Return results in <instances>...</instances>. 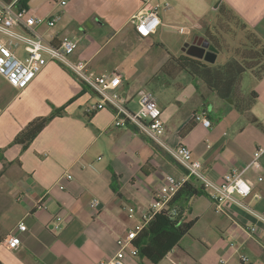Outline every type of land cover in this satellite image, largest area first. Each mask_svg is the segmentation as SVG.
<instances>
[{
	"label": "crops",
	"instance_id": "crops-1",
	"mask_svg": "<svg viewBox=\"0 0 264 264\" xmlns=\"http://www.w3.org/2000/svg\"><path fill=\"white\" fill-rule=\"evenodd\" d=\"M61 1L20 0L17 7L38 18L57 17L53 28L43 25L40 30L57 39L69 36L78 41L75 61H87L97 73L119 72L123 77L119 91L132 111L134 102L139 107V93L149 91L142 87L147 82L137 83L134 71L139 63L133 60L134 67L128 68L125 57L114 60V55L129 51L128 43L146 42L158 35L159 29L142 38L131 22L147 3L159 7L161 28L183 35L179 47L200 37L210 41L217 35L218 22L228 15L264 44V0H67L65 6ZM248 74L250 93L257 94L248 108L243 106L245 95L241 94L240 102L237 97L222 100L201 85L197 91L191 79L185 80L177 102L187 95L182 98L191 107L178 115L170 108L171 102L160 105L165 124L162 140L173 147H189L206 176L217 184H223L227 173H240L253 183L254 193L261 195L246 203L264 215V74ZM86 87L58 62H50L23 90L0 75V150H4L0 264H99L108 260L118 251V241L151 210L166 175H184V169L135 126L117 127L112 109L90 114L100 99L94 101ZM84 89L88 92L67 107L66 115L47 125L27 150L12 144L31 121L50 115L54 107L64 106ZM202 111L208 113L210 128L194 120ZM188 125L191 129L183 133ZM95 199L100 201L98 209L91 206ZM129 207L136 208L134 219L128 216ZM222 208L218 212L208 196L192 199L183 220L194 222L193 227L158 264H264V222L231 201ZM57 217L62 218L59 232L51 229ZM21 223L26 231L19 230ZM12 235L21 240L19 250L5 243ZM243 256L249 261L243 262ZM126 263L153 264L129 252Z\"/></svg>",
	"mask_w": 264,
	"mask_h": 264
},
{
	"label": "built area",
	"instance_id": "built-area-1",
	"mask_svg": "<svg viewBox=\"0 0 264 264\" xmlns=\"http://www.w3.org/2000/svg\"><path fill=\"white\" fill-rule=\"evenodd\" d=\"M19 1L5 2L0 0V75L12 87L23 90L50 62L60 63L100 99L95 107L89 109L90 114L105 108L112 109L115 112L117 127L135 126L142 134L158 143L186 171V174L181 176L166 175L165 182L154 198L151 210L145 212L142 221L128 231L125 238L118 241L119 249L115 255L99 264H127L128 252L133 257H138L139 250L132 245L133 241L153 217L162 212L166 204L191 178H195L209 193L218 212H223V203L231 201L264 222V215L257 213L246 203L250 197L261 199V195L254 193L253 183L236 171L225 174L223 184H217L210 180L203 171V164L194 158L189 147L184 145L173 147L163 142L162 134L165 130L163 112L152 92H140L138 110H130L126 99L119 91L123 83V77L119 72L97 73L90 68L87 61H75L73 55L79 47L78 41L69 36L57 39L52 34H45L40 31V27L43 25L53 28L58 18L42 19L30 15L27 10L17 7ZM66 3L67 0L61 1L63 6ZM131 22L140 37H151L157 33L162 25L159 7L150 6L147 3L144 10L135 15ZM20 50L23 53L22 57L18 54ZM194 120L206 128L212 126L206 111L194 115ZM67 177L71 179L70 175ZM262 180L263 178H260V181ZM99 205L98 199H95L91 204L92 208L95 209H98ZM127 213L130 219H134L136 208L129 207ZM56 220L57 222L51 225V229L59 232L62 229V218L57 217ZM19 230H27L25 223L19 225ZM251 230L252 233L257 232L256 227ZM5 243L12 250L21 248L20 238L14 235L7 237ZM241 259L243 262L249 261L247 256H243ZM223 263H225L224 260Z\"/></svg>",
	"mask_w": 264,
	"mask_h": 264
},
{
	"label": "trees",
	"instance_id": "trees-1",
	"mask_svg": "<svg viewBox=\"0 0 264 264\" xmlns=\"http://www.w3.org/2000/svg\"><path fill=\"white\" fill-rule=\"evenodd\" d=\"M4 1L10 2L11 0ZM237 24L249 33L246 40L250 48L246 49L244 46V48L240 49L241 52L239 47L234 49L232 51L234 53L233 60L227 61L224 65L215 66V64H209L183 54L180 57L171 56L170 61L164 66L163 70L170 66L188 75L197 91H200V84L203 83L209 91L220 99H235L240 80L244 74L252 71H255L258 77L264 74V44L245 25L239 22ZM210 42L217 47L219 52H223L226 49L221 37L212 36L210 37ZM86 92L88 91L84 89L80 95L71 99L64 106L54 107L50 115L31 121L16 136L12 144L21 145L23 150H27L47 125L55 118L66 115L67 107ZM256 98L257 94L253 92L252 98L249 99L250 102L246 107H250ZM190 129L191 125H188L183 133ZM3 154L4 150H0V162L4 160ZM184 173L186 174L185 170ZM113 179L115 181L118 180L114 173ZM199 196L211 198L205 188L195 178H191L166 204L162 212L156 214L133 241L132 245L139 250L141 258L148 259L153 264H158L179 244L181 239L190 232L194 224V222H184V212L189 210L191 200Z\"/></svg>",
	"mask_w": 264,
	"mask_h": 264
},
{
	"label": "rangeland",
	"instance_id": "rangeland-1",
	"mask_svg": "<svg viewBox=\"0 0 264 264\" xmlns=\"http://www.w3.org/2000/svg\"><path fill=\"white\" fill-rule=\"evenodd\" d=\"M215 6L216 5L213 7ZM210 13L213 15H219V13H215L213 11ZM228 16L229 17L226 20H222L220 21V24L219 22L217 24V27L219 28L216 31V37H221L227 50L225 49L224 52L220 51L215 66L224 65V63L227 61L233 60L234 55L230 57L228 55V53H230L229 51H233L239 47V51L241 52L240 49L244 48V46L246 49L250 48L248 46L249 43H247L246 40L249 33L242 29L231 15ZM181 37H183V35L175 34L174 30L160 27L159 33L156 37H154V39H150L146 42L137 40L135 43H128L127 46L129 51H122L120 53H115L114 55V60H121L122 57H125L124 62L128 68L134 67L132 63L133 60H135L134 63H139L136 65L134 71V73L138 76V85H140L143 80H146L147 83L142 85V87L148 88L149 91L154 94L158 101L159 107L161 104L171 102L170 108H173L174 111H177L178 115L184 114L191 107V103L186 102L184 101L185 99H183L187 95H182L183 98H180V104L177 102L179 96H181V94L178 92V89L182 87L181 85H183L185 80H190L191 78L170 66L164 70L163 68L168 64L166 60L171 56L180 57L185 53L182 51L184 47H179L178 40H180ZM18 54L20 57H22V50H20ZM248 73L244 74L240 80L239 88L237 90L239 92L240 89V95L238 92L235 95V98L237 97V99H240L239 102L241 101V94L245 95V98L242 100L243 106L245 107L249 104V99L252 98V94L250 93L252 80ZM164 83L169 84V87L166 88L163 86ZM200 85L203 87V89H207L203 83ZM90 93L94 95L93 100L97 101L98 97L91 91ZM131 106L135 108L133 111L138 110L136 102L131 104Z\"/></svg>",
	"mask_w": 264,
	"mask_h": 264
},
{
	"label": "water",
	"instance_id": "water-1",
	"mask_svg": "<svg viewBox=\"0 0 264 264\" xmlns=\"http://www.w3.org/2000/svg\"><path fill=\"white\" fill-rule=\"evenodd\" d=\"M183 51L190 57L204 60L210 64H215L219 55L218 49L211 45L205 37H200L192 43H186Z\"/></svg>",
	"mask_w": 264,
	"mask_h": 264
},
{
	"label": "flooded vegetation",
	"instance_id": "flooded-vegetation-1",
	"mask_svg": "<svg viewBox=\"0 0 264 264\" xmlns=\"http://www.w3.org/2000/svg\"><path fill=\"white\" fill-rule=\"evenodd\" d=\"M210 44L211 45H213L216 49H217V47L212 43V42H210ZM219 51V50H218ZM220 53V52H219ZM202 61H204V60H202ZM210 64V63H209Z\"/></svg>",
	"mask_w": 264,
	"mask_h": 264
}]
</instances>
